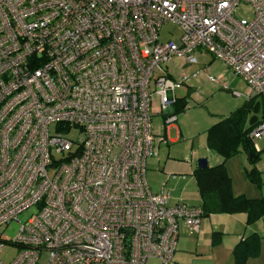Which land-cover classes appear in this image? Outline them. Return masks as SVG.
I'll return each instance as SVG.
<instances>
[{"label": "built area", "instance_id": "obj_1", "mask_svg": "<svg viewBox=\"0 0 264 264\" xmlns=\"http://www.w3.org/2000/svg\"><path fill=\"white\" fill-rule=\"evenodd\" d=\"M243 2L251 20L234 17ZM171 22L179 35L160 41ZM197 50L264 99V0H0V229L35 209L0 234V252L18 248L0 264H177L178 227L197 233L203 211L152 192L146 160L174 90L217 82L206 66L174 73Z\"/></svg>", "mask_w": 264, "mask_h": 264}, {"label": "rangeland", "instance_id": "obj_2", "mask_svg": "<svg viewBox=\"0 0 264 264\" xmlns=\"http://www.w3.org/2000/svg\"><path fill=\"white\" fill-rule=\"evenodd\" d=\"M233 14L236 18L247 20H251L254 16L251 5L244 2L236 6ZM179 31V28L175 24H172V22L168 23L166 25H163L160 29V32H158L159 39L162 42L173 40L176 36L179 35ZM195 54L196 55L194 56H196L197 59V63L195 64H187L184 63L183 60H174L172 63L174 73H190L195 70L202 69L205 66L210 67L211 64H214L212 68L216 70L217 63L220 64L219 70L223 69V67H221L223 66L221 65L222 62L214 59L207 52L197 50ZM210 70L213 73H217L212 69ZM231 74L229 73L226 78L228 85L227 87H222L221 85H212L211 83L204 80V75H200L197 79L190 80V88L183 85L174 90L173 94L179 100L178 102L188 100L189 105L192 104V106L190 107V109H185L177 112L178 121L176 122L175 126L179 128L178 131H180L181 134L176 136V142H168V145H161L159 148L158 155L161 159V170L164 166V162H172L175 165L173 166L174 168L170 169L165 167L164 171L166 173L168 172L177 174V176L180 174L181 176H183V174H185V176L189 177L190 179L191 174L189 172L190 170H188L190 167V153L192 151L194 152L192 161L193 165H195L196 160L198 158H201V156L203 155L202 153L204 152L203 147L199 146L203 137H201V140L198 138L200 131H202L199 127L202 124L207 125L208 123H212L211 121L213 119L214 122L217 121L221 117L220 115H227L228 113L233 111L237 105H240L243 101L248 100L246 98V94L248 92L247 85L242 79H240V77L234 76L233 73ZM234 91H237L238 93H240V95H234ZM195 92L199 94L202 93V95H200L201 99L197 94H195ZM194 100L195 103L193 102ZM254 100L261 101L262 98L260 96H256ZM154 107L155 109L157 108L156 106ZM251 113L253 112H250L249 115ZM256 114L258 115L260 113L257 112ZM161 118L162 116L160 114H155L151 117L154 131L160 128V125L162 124ZM79 133L80 132L77 128H72L67 135L72 140H78ZM169 137H175V132L173 130H171ZM194 138L195 140H193ZM255 142L258 147L257 151L259 152L257 153L258 160L253 165L249 164V161L247 160V154L243 152V150L239 151V153L226 160L224 165L226 166L227 172L229 174L228 176L231 178L235 189L245 190L248 187L252 190H255V195H259L258 197H264V137L256 139ZM157 163L158 161L156 159V156L154 155L152 157L150 156L146 160V180L148 181L152 192L157 191L156 189L159 187L160 183V180H158V177H156L155 175L154 167L157 166ZM254 167L256 170H259L258 176H260L261 178L260 187H257V185H252L246 176V173ZM173 183L174 180H170L166 188H164V191L169 190V188L172 187ZM188 189H190V187H188ZM32 212L34 213L35 209L31 208L26 212L21 213L18 216L19 222L13 221L6 228H1L0 234H3L8 238H14L20 224L27 220ZM256 222L254 226L256 231H258V237H260L259 252L255 256L245 260V264H264V218H261ZM213 236L214 235L210 236L209 242L203 243V247L200 251H203L205 253L202 255L199 254V250H197L195 246V242L197 240V236L195 235V233L191 234L188 231L185 238L180 235L177 242V247L182 249L183 245V249L185 248L184 251L187 253L184 256V259H181L180 257L179 259L177 258L178 253L175 252V261L177 262V264H233L232 251L228 252V250L222 249L224 245H222L221 248L218 249L220 251L219 254L214 260H212L211 254H208L209 251H207V248L213 243ZM212 246L217 247L219 246V243L212 244ZM17 251L18 248L16 246H5L0 252V259L2 261H9L11 257H13L17 253ZM153 263H155V261L153 260L148 262V264Z\"/></svg>", "mask_w": 264, "mask_h": 264}, {"label": "trees", "instance_id": "obj_3", "mask_svg": "<svg viewBox=\"0 0 264 264\" xmlns=\"http://www.w3.org/2000/svg\"><path fill=\"white\" fill-rule=\"evenodd\" d=\"M256 96L242 102L229 114L211 125L206 130V145L209 150L220 156L222 161L212 167L194 171V179L201 199L203 216L210 214L244 213L246 225H251L264 218V198H250L243 194L234 195L232 180L228 176L226 160L243 150L247 154L249 164L258 160L254 144L248 138V132L264 119V99L255 101ZM179 101V100H178ZM176 101L174 111L183 110L185 101ZM176 106V109H175ZM261 108V110H260ZM250 112H253L249 115ZM259 112L260 114H256ZM258 170L252 168L246 173L248 180L260 187ZM215 238V234L213 236ZM213 239V238H212ZM216 244L215 239L213 243ZM260 237L251 233L234 246L232 250L233 264H245V260L259 252Z\"/></svg>", "mask_w": 264, "mask_h": 264}, {"label": "crops", "instance_id": "obj_4", "mask_svg": "<svg viewBox=\"0 0 264 264\" xmlns=\"http://www.w3.org/2000/svg\"><path fill=\"white\" fill-rule=\"evenodd\" d=\"M216 65H217L216 70L214 68H212L214 66V64H211L210 67L206 66L208 72L211 75H213L214 77H216V80H217L216 83H211V84L212 85H221L222 87H227L228 85H227V79L226 78H227V75L229 73L231 74V72L226 67H224L225 65L223 63L221 64V65H223V66H221V67H223L222 70H219L220 69L219 63H217ZM210 69L214 70L217 73L211 72ZM205 81H207V80H205ZM200 95H202V93H200ZM200 95H198V97L201 99ZM247 99H249V98H247ZM193 102L195 103V100ZM188 105H189V103H188ZM240 105H237L236 108ZM191 106H192V104L189 105L188 108H186V110L190 109ZM175 109H176V107H175ZM179 111H182V110H179ZM179 111H177V112H179ZM177 112H175L176 120L173 123L166 126V128H165L164 123H163V119H162L163 116L160 113H154L153 114V115L160 114L162 116V118H161L162 124L160 125V128L158 130L154 131V128H153L152 131H154L155 135H158V136L163 135L164 139H165V141L163 143L157 142V144H156L157 152H156V155L154 154V156H156V159L158 161L157 166L154 167L155 168V175H156V177H158V180H160L159 187L156 190L159 191L161 189L166 188V186L168 185L170 180H172V181L174 180L172 187L169 188V190H168L171 194L170 202L181 200V201H184L185 203H188L189 205L200 206L201 205V203H200L201 199H200V196H199V193L197 190V185H196L195 179L193 178L194 177V171L197 169L195 166L196 163H195V165H193V161H192L193 160V153H194L193 151L190 153L191 154V156H190L191 160H189L190 167L188 169V170H190L189 172L191 174L190 179H189V177H186L185 174H183V176H181V174L177 176V174L168 173V172L166 173L164 171L165 167L170 168V169L174 168L173 166H175V165L172 162H167V161L164 162V166L162 167V170L160 169L161 159L159 158V155H158L160 146L161 145H168V142L175 143L177 140L176 136L181 134V132L178 131L179 128L177 126H175L176 122L178 121ZM220 116L221 117L217 121H219L221 118H223L225 116V114L220 115ZM213 120L211 121L212 123H208L207 125L202 124L199 127L202 131H200V133L198 135V138L200 140H201V137L203 136L199 146L200 147L202 146L204 149L202 156L207 159V166H209V167L215 166L216 164H219L222 161V159L220 158L219 155H217L212 150H209L207 148L206 141H205L207 128H209L211 125H213L214 123L217 122V121L214 122ZM171 130H173L175 132V137H172V138L169 137ZM183 130H184V128H183ZM193 140H195V138ZM252 143L254 144L255 151H257L258 147H257L256 142L252 141ZM251 184L255 185L253 183H251ZM188 187H190V189H188ZM231 189H232V192L234 195L243 194V195L250 197V198H257L259 196V195H255V192H254L255 190H252L251 188H248V187L245 190L244 189L243 190L235 189L233 182H232V188ZM262 198H264V197H262ZM254 225H255V223H253L251 225H246V215L244 213L210 214L208 216H203L201 223H200V226H199L200 227L199 231L197 233H195V235L197 236L196 237L197 240L195 242L196 249L199 250L198 251L199 254L203 255L205 252L200 251L201 248L203 247V243L209 242L210 236L215 234V238H213V239H215L216 244L219 243V246L213 247L211 244L210 246L208 245L209 247L207 248L208 249L207 251H209L208 254L209 255L211 254V258H212V260H214L220 252L218 249H220L222 245H224L222 249L228 250V252H229V251H232L231 249L234 248V246L239 242V240L241 238H244L245 236H248L251 233L258 234V231H256ZM178 228H179L178 239H179L180 235H182L183 238H185L186 234L189 230L187 228H185L183 224H180V226ZM189 233H191V232L189 231ZM191 234H193V233H191ZM178 239H176L177 242H178ZM182 249H183V245H182ZM182 249L178 248L177 244H176V251H174V253L175 252L178 253L177 258H179V257L181 259L185 258L184 256L186 255L187 252L184 251L185 248L183 250ZM183 253H185V254H183Z\"/></svg>", "mask_w": 264, "mask_h": 264}, {"label": "water", "instance_id": "obj_5", "mask_svg": "<svg viewBox=\"0 0 264 264\" xmlns=\"http://www.w3.org/2000/svg\"><path fill=\"white\" fill-rule=\"evenodd\" d=\"M195 166L198 170H203L207 168V159L201 156V158L197 159Z\"/></svg>", "mask_w": 264, "mask_h": 264}]
</instances>
